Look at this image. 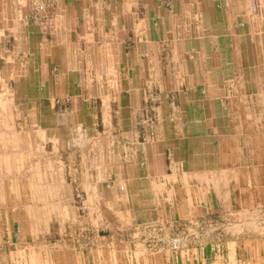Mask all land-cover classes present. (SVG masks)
Wrapping results in <instances>:
<instances>
[{
    "label": "crops",
    "instance_id": "0c3cea01",
    "mask_svg": "<svg viewBox=\"0 0 264 264\" xmlns=\"http://www.w3.org/2000/svg\"><path fill=\"white\" fill-rule=\"evenodd\" d=\"M42 4L54 9L45 13L47 23L27 28L34 7ZM166 49L172 58L168 75L161 62ZM22 54L33 60V69L46 72L52 96L70 92L71 75L84 72L87 54V69L97 70L96 79L102 76L98 86L106 89L104 117L120 113L123 124L125 117L134 122L122 124L119 132L113 127L98 131L107 136L102 138L105 143L89 154V162L77 164L74 182L86 188L87 197L91 186L97 188L103 205L94 209L106 216L107 227L101 222L90 227L100 232V237L93 235L90 257L74 249L73 256L57 260L114 264L118 234L127 247L116 260L120 264H222L224 258L213 252L149 254L140 224L202 216L215 207L227 208L230 199L234 206L246 199L255 208L264 206V104L258 105L264 103V0H0V56H7L8 62L0 67V91L8 90L14 106V86H23L29 76L19 74ZM137 71L140 77H135ZM148 87L160 117L162 99L175 93L177 121L150 135L146 128L145 134L153 136L141 143V115L134 102H140L137 96ZM185 105L189 113L182 115ZM215 143L217 149L209 148ZM4 176L0 173V181L13 180ZM13 194L10 197L17 198ZM118 215L124 224L109 220ZM107 232L110 238L102 236ZM256 246L264 248V241ZM261 254L254 261H264V251Z\"/></svg>",
    "mask_w": 264,
    "mask_h": 264
},
{
    "label": "rangeland",
    "instance_id": "374dc122",
    "mask_svg": "<svg viewBox=\"0 0 264 264\" xmlns=\"http://www.w3.org/2000/svg\"><path fill=\"white\" fill-rule=\"evenodd\" d=\"M34 8L35 17L25 25L27 28H42L48 20L44 17L45 13L54 9L46 8L44 4ZM88 58L85 54L84 72L80 76L71 75L70 92H67L65 96L61 93L52 96L45 84L46 72L33 69V60L23 54L19 58L22 68L19 74H29V76L23 81V86H14V89L18 91L16 106L10 104L6 92L8 90L0 91V128L5 127L12 130L1 131L0 134V163L3 162L0 164L2 171L0 173L13 179L8 183L0 181V264H7V258L10 264H63L62 261L57 260V257L62 260L70 254L73 256L74 249L83 257L88 258L94 248L93 235L100 237V232L93 231L90 227L100 222L105 224H100V226L105 229L107 227L106 216L94 209L95 206L103 205L96 192L97 188L91 186L87 197L86 188L75 183L73 178L75 177L74 171L78 169L77 164L89 162V154L96 153L100 145L105 143L102 138L107 136L100 135L98 131L103 133L105 128L113 127L117 129L116 132H119L118 129L123 124L120 113L118 115L113 113L114 118L104 117L103 110L106 105L103 104L102 98L104 99L105 93L103 92H106V89L98 86L102 76L96 79L97 70L87 69L89 68ZM224 58L227 59L230 56L225 55ZM6 59L7 56H0L1 68L6 67ZM188 60L192 61L194 58L188 56ZM161 62L162 68L166 69L163 73L168 75L172 68V58L167 49L161 56ZM92 67H94L93 64ZM5 73L8 75L7 70ZM122 73V76L126 77L127 72ZM259 76L262 77L263 74L260 72ZM135 77H140V71L135 72ZM93 79L94 82H92ZM0 82L4 83L3 80ZM5 88L8 89V87ZM146 90L142 92V97L140 94L137 96L141 103L137 101L136 104L135 97V100L134 98L132 100L134 106L139 107L141 115L138 118L141 143H145L147 138L153 136L149 135L153 134L154 129L162 125L170 129V126L173 127L177 121L175 119L177 110L173 108L176 102L175 93H167L162 99L160 117V114L157 115L153 109V91L149 87ZM262 104L264 103H258V105ZM178 106L183 107L180 100ZM222 106L223 104L220 103V107ZM224 106L226 111L230 109L229 104L225 103ZM185 107L182 115L189 113L190 108L186 105ZM109 112L106 115H109ZM73 114H76L75 118ZM56 115L60 116L57 123ZM132 123L134 122L130 118H124L123 125L131 126ZM228 123L229 120L226 117V127ZM146 128L150 132L149 135L145 134ZM227 132L230 133L229 130ZM29 137L32 141L28 140ZM114 138H117L116 141L119 143V135L115 134ZM209 148L217 149L218 145L209 144ZM52 156L57 161L59 178L64 189L61 198L49 199L50 207L45 213L41 207L37 206L38 202L28 198V195L25 196L29 193L25 188L26 185L28 187V182L40 178H43L47 184L52 183L47 166H45V160ZM10 163L12 165H9ZM8 176L4 177L8 179ZM16 182L21 193H10V190L14 192ZM240 187L243 188L244 183ZM11 194L17 198L10 197ZM229 201L232 203V199ZM251 201L243 200L244 204L241 203V206L229 203V206L227 205L224 209L215 207L210 213L194 218L177 219L162 224L155 223L156 221L142 223L140 225L144 227L142 230L145 233L141 235V241L145 245V252L147 250L149 254L180 255L191 254L193 251H204L207 254L213 252V255L223 257L222 264H264V261L259 262V258L258 261H254L255 256L259 257L264 251L263 247L256 246L257 243L264 241V206L258 205L255 208L250 204ZM52 203L57 204L58 210L51 209ZM29 208L34 210L30 220L27 215ZM62 208L67 209L68 215L64 214ZM109 220H115L120 224L126 222L125 218L120 215L115 218L113 216ZM109 235L108 232L102 234L107 238H110ZM114 237L117 239L113 247L114 264H120L116 260L122 258L125 249L127 252V247L124 248L121 245L118 234ZM64 264H72V262H64Z\"/></svg>",
    "mask_w": 264,
    "mask_h": 264
},
{
    "label": "bare ground",
    "instance_id": "6f19581e",
    "mask_svg": "<svg viewBox=\"0 0 264 264\" xmlns=\"http://www.w3.org/2000/svg\"><path fill=\"white\" fill-rule=\"evenodd\" d=\"M258 76H259V73H258ZM62 117L64 118V116H62ZM28 140H30V137L28 138ZM30 141H32V140H30ZM5 160H7V158ZM45 162H46L45 166H47L48 174H49L50 178L52 179V183L47 184L43 178H40L39 180H35L33 182L32 181L28 182V187L26 185L25 189L26 190L28 189L29 193L25 192V193H27V194H25V196L28 195V198H31L32 200L38 202L37 206L41 207V209H43L44 212L46 213L50 207L49 199L61 198V194L63 192L64 187L61 183V179L59 178L60 172L58 169L57 161L55 160L54 156H52L50 158L48 157L45 160ZM2 163H0V164H2ZM4 163H5V161H4ZM31 178H33V177H31ZM29 180H31V179H29ZM16 181H18V180H16ZM14 192L16 194L21 193V189L19 188V185L17 182L14 184ZM62 206H63V204H62ZM51 209L52 210L53 209L58 210L57 204L52 203ZM62 209H64L63 210V212H65L64 214L68 215L69 212L66 211L67 209L66 208H62ZM57 210H55V211H57ZM19 211H20V209H19ZM33 211L31 208L27 209V215L29 217V220L32 218ZM29 226H31V225L29 224Z\"/></svg>",
    "mask_w": 264,
    "mask_h": 264
},
{
    "label": "built area",
    "instance_id": "2783aa9c",
    "mask_svg": "<svg viewBox=\"0 0 264 264\" xmlns=\"http://www.w3.org/2000/svg\"><path fill=\"white\" fill-rule=\"evenodd\" d=\"M44 7H45V6H44ZM42 10H44V8H43Z\"/></svg>",
    "mask_w": 264,
    "mask_h": 264
}]
</instances>
